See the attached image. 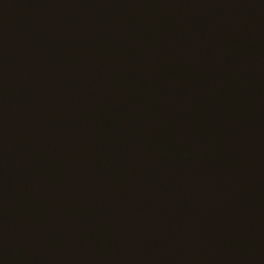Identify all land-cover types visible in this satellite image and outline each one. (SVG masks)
Wrapping results in <instances>:
<instances>
[{"label":"water","instance_id":"1","mask_svg":"<svg viewBox=\"0 0 264 264\" xmlns=\"http://www.w3.org/2000/svg\"><path fill=\"white\" fill-rule=\"evenodd\" d=\"M0 264H264V0H0Z\"/></svg>","mask_w":264,"mask_h":264}]
</instances>
